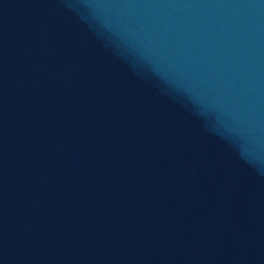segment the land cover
Wrapping results in <instances>:
<instances>
[{
  "label": "water",
  "instance_id": "obj_1",
  "mask_svg": "<svg viewBox=\"0 0 264 264\" xmlns=\"http://www.w3.org/2000/svg\"><path fill=\"white\" fill-rule=\"evenodd\" d=\"M0 120L173 264H264V0H0Z\"/></svg>",
  "mask_w": 264,
  "mask_h": 264
}]
</instances>
